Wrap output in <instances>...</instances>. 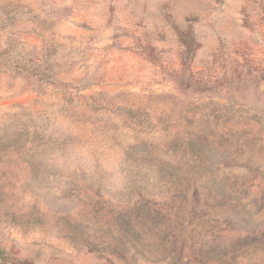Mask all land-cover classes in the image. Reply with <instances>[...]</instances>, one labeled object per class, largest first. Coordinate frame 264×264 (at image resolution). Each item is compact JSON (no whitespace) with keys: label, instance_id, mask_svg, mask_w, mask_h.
Returning <instances> with one entry per match:
<instances>
[{"label":"rangeland","instance_id":"obj_1","mask_svg":"<svg viewBox=\"0 0 264 264\" xmlns=\"http://www.w3.org/2000/svg\"><path fill=\"white\" fill-rule=\"evenodd\" d=\"M0 264H264V0H0Z\"/></svg>","mask_w":264,"mask_h":264}]
</instances>
